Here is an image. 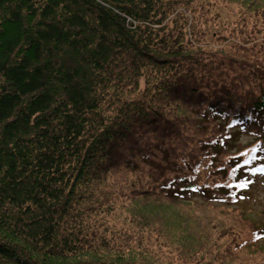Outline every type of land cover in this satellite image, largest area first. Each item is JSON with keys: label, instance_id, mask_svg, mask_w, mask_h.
Returning a JSON list of instances; mask_svg holds the SVG:
<instances>
[{"label": "trees", "instance_id": "1", "mask_svg": "<svg viewBox=\"0 0 264 264\" xmlns=\"http://www.w3.org/2000/svg\"><path fill=\"white\" fill-rule=\"evenodd\" d=\"M255 175L264 0H0V264H232Z\"/></svg>", "mask_w": 264, "mask_h": 264}, {"label": "rangeland", "instance_id": "2", "mask_svg": "<svg viewBox=\"0 0 264 264\" xmlns=\"http://www.w3.org/2000/svg\"><path fill=\"white\" fill-rule=\"evenodd\" d=\"M229 15H231L230 12H229ZM250 25H252V22H250L247 25L246 29H249ZM249 31H250V35L253 37L252 42L242 45L244 48L250 47L251 45L258 43L260 41V39L259 40L256 39L257 37L252 33V29H249ZM246 36H247V33L244 36L245 39H246ZM228 40L229 39H227V41L225 40V42L223 41L222 44L223 45L227 44ZM245 72H246L245 68L240 67L239 63H235L233 66L229 67L226 70L219 69L215 71V73L217 74V78L225 79L224 83L226 84L229 83L228 80H234L236 76H238L239 74H243ZM248 195H250V198H249L250 201L246 203L244 202L240 203L239 205H236V206L241 205V208H243V211L245 212L247 216L248 215L253 216L255 214L257 215L259 214L258 212L260 213L263 212V209H264V179H256L255 183L249 189ZM249 199H246V200H249ZM192 202L195 203V202H198V200L192 199ZM231 210H234V207H232ZM92 219H93V225L98 226L99 220H98L97 212H95L92 215ZM239 220L245 222L242 219H239ZM253 229L254 228L252 227V225L249 222H246L244 224L243 232L246 233L247 235L249 231ZM95 231L99 232L102 230L99 229ZM261 252L264 253V243L263 242L262 243L258 242L255 245H251L250 247L234 249V253H233L234 261L232 262V264H264V254L261 257L260 256Z\"/></svg>", "mask_w": 264, "mask_h": 264}]
</instances>
